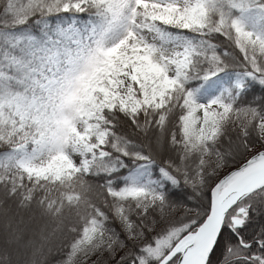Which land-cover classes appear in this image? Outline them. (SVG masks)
I'll return each instance as SVG.
<instances>
[{"label": "snow or ice", "instance_id": "6c2138e0", "mask_svg": "<svg viewBox=\"0 0 264 264\" xmlns=\"http://www.w3.org/2000/svg\"><path fill=\"white\" fill-rule=\"evenodd\" d=\"M257 200L264 0H0V264H264Z\"/></svg>", "mask_w": 264, "mask_h": 264}, {"label": "trees", "instance_id": "16d2710c", "mask_svg": "<svg viewBox=\"0 0 264 264\" xmlns=\"http://www.w3.org/2000/svg\"><path fill=\"white\" fill-rule=\"evenodd\" d=\"M217 41L221 45H223L224 47L228 48L229 50H231L233 52L236 51V49L232 46V44L229 43L228 41H226L223 37H217ZM228 64H229V67H228L227 73L226 74H221L222 82L225 85H227L228 80L233 76L234 71H238L239 70V68L237 67L236 63H233L232 61H228ZM254 91L256 92L257 96H259V94L261 92V89L259 88V86H256L254 88ZM118 131L124 132L125 134H131V129H129L126 126H123V125L118 129ZM257 146H259V145H257ZM247 158H249V157H247ZM241 162H243V158H241V159H239L237 161V163H241ZM235 166H236V164H230L229 165V167H233V168ZM88 179L90 181L94 180L93 177H88ZM255 209L256 210L254 211L253 215L258 217V218H264V215H262V213H264V204L260 203V201L257 200L256 203H255ZM65 214H66V216L69 217L70 220L75 222V217L67 209L65 210ZM56 258H58V257H56Z\"/></svg>", "mask_w": 264, "mask_h": 264}, {"label": "rangeland", "instance_id": "374dc122", "mask_svg": "<svg viewBox=\"0 0 264 264\" xmlns=\"http://www.w3.org/2000/svg\"><path fill=\"white\" fill-rule=\"evenodd\" d=\"M257 147H258V146H257ZM75 159L78 161L79 157L77 156V157H75Z\"/></svg>", "mask_w": 264, "mask_h": 264}, {"label": "water", "instance_id": "95a60500", "mask_svg": "<svg viewBox=\"0 0 264 264\" xmlns=\"http://www.w3.org/2000/svg\"><path fill=\"white\" fill-rule=\"evenodd\" d=\"M250 158V157H249Z\"/></svg>", "mask_w": 264, "mask_h": 264}]
</instances>
